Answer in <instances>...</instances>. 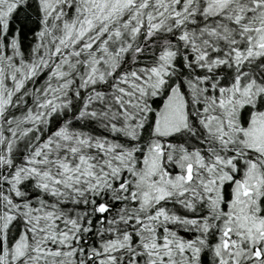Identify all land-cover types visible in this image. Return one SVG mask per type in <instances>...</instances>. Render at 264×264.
<instances>
[{
	"label": "snow or ice",
	"instance_id": "obj_1",
	"mask_svg": "<svg viewBox=\"0 0 264 264\" xmlns=\"http://www.w3.org/2000/svg\"><path fill=\"white\" fill-rule=\"evenodd\" d=\"M0 264H264V0H0Z\"/></svg>",
	"mask_w": 264,
	"mask_h": 264
}]
</instances>
